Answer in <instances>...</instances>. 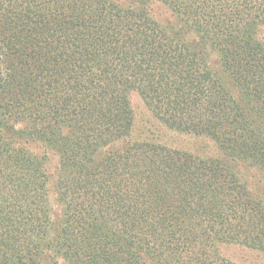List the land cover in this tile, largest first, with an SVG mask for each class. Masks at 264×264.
Returning <instances> with one entry per match:
<instances>
[{
  "label": "trees",
  "instance_id": "1",
  "mask_svg": "<svg viewBox=\"0 0 264 264\" xmlns=\"http://www.w3.org/2000/svg\"><path fill=\"white\" fill-rule=\"evenodd\" d=\"M260 26L264 0H0V264L264 253ZM132 92L220 155L135 138ZM239 163L257 170L261 194Z\"/></svg>",
  "mask_w": 264,
  "mask_h": 264
},
{
  "label": "rangeland",
  "instance_id": "2",
  "mask_svg": "<svg viewBox=\"0 0 264 264\" xmlns=\"http://www.w3.org/2000/svg\"><path fill=\"white\" fill-rule=\"evenodd\" d=\"M151 12L153 16L162 23L167 22L169 19L170 13L167 11V8L160 3L156 2L152 4ZM257 39L262 41L264 44V26H260L258 29ZM210 58L214 69H218L217 55L213 53ZM130 99L134 108L136 121L134 133L135 138L146 140L150 139L172 148L190 151L194 154L210 157L220 155L218 146L211 139L204 136H195L189 133L175 131L162 126L159 121L152 116L153 114L137 92H132ZM29 147L35 152H44V149L41 146L39 147L37 143L31 142ZM57 163L56 159H51L46 164L47 169L51 174L55 172ZM239 166L241 173L248 178L251 188H253L256 194H261L257 170L247 168V165L244 163H239ZM222 249L224 255L234 262L240 264H264V253L262 252L254 251L237 244L226 245L223 246Z\"/></svg>",
  "mask_w": 264,
  "mask_h": 264
}]
</instances>
